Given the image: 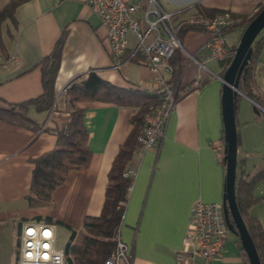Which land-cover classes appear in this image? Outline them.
Returning a JSON list of instances; mask_svg holds the SVG:
<instances>
[{"label":"crops","instance_id":"obj_1","mask_svg":"<svg viewBox=\"0 0 264 264\" xmlns=\"http://www.w3.org/2000/svg\"><path fill=\"white\" fill-rule=\"evenodd\" d=\"M8 1L0 0V9ZM158 1L169 12L189 10L202 3L243 14L254 13L264 3V0ZM142 5L146 7V0ZM194 10L191 8L190 12ZM242 32V26H238L226 33L231 46L238 44ZM63 34V55L55 82L56 107L45 114L38 112L34 104L29 106V117L39 130L0 120V264H17L24 221L35 220L36 215L51 216L80 229L87 216L101 213L109 170L133 128L131 118L137 112L136 107L104 101L83 103L93 152L89 166L68 173L65 182L54 190L50 207L30 206L27 193L35 167L31 159L56 145L57 136L51 128L70 119L67 83L78 74L95 69L103 79L117 86L155 87L145 62L128 61L121 69L115 67L107 30L86 2L24 0L15 9V20L5 23L3 38L9 58L3 60L0 55V106L41 94L42 75L36 65ZM261 35L264 36V29ZM129 37L133 45L135 35L130 33ZM207 39L206 30L194 29L184 35L182 43L187 53L183 54L187 63L180 80L182 87L195 79L207 82L175 103L158 143L142 152L136 150L132 164L136 174L120 225L122 240L132 248L131 264H176L194 202L223 201L226 165L222 162L225 144L222 76L228 65L210 56L204 46ZM189 53L193 59L187 56ZM258 81L264 90V45ZM255 108L253 100L242 94L236 115L238 157L244 162V176L249 177L264 168V114ZM256 194L264 195V181L257 186ZM251 213L264 227V200L253 204ZM55 225L56 230L58 225L64 226ZM192 264L246 263L238 236L230 232L221 255L211 262L197 258Z\"/></svg>","mask_w":264,"mask_h":264},{"label":"trees","instance_id":"obj_2","mask_svg":"<svg viewBox=\"0 0 264 264\" xmlns=\"http://www.w3.org/2000/svg\"><path fill=\"white\" fill-rule=\"evenodd\" d=\"M23 1L9 0L0 9V55L4 57L3 60L9 58L3 38L5 23L8 20H15V9ZM263 7L264 3L254 13L243 14L196 3L189 7V10L185 9V11L190 12L191 8H195L190 14L205 17H213L216 14L229 12L237 22L225 30L226 34L238 26H242V30H244ZM174 22L178 27L177 35L182 42L184 35L188 31L194 29L205 30L200 24L184 22L179 15L174 18ZM64 40L65 34L57 40L53 49L36 65L40 67L42 75L41 94L27 101L0 106L1 121L31 126L39 130V126L29 117V106L34 104L38 112L45 114H48L56 107L55 82L61 66ZM263 45L264 36L260 32L252 44L251 57L239 79L241 93L236 96V115L242 94L252 99L259 108L258 111L264 114V90L258 81L260 52ZM236 46V44L230 46L233 52H235ZM130 54L131 51L127 50L124 58L129 57ZM233 56L234 53L223 60L226 65H229ZM145 60L146 58L142 54L132 56L131 59V61L136 62H146ZM167 61L172 69L170 73H167L166 79L167 83L176 90L175 103L187 93L201 88L207 82V80H202L197 85L181 86V76L187 63V58L181 48L177 47ZM65 89L70 104V119L62 125H56L51 128L57 136L56 145L49 151L31 159L35 167L27 199L29 205L35 208L50 207L53 202L54 190L65 182L68 173L89 166L92 160L93 152L89 146V129L84 121L87 108L82 105L83 103L104 101L137 108V112L131 118L133 128L121 144L109 170L108 184L101 213L87 216L80 229H74L67 223L51 216L36 215L33 217L35 220L62 224L70 230L69 240L65 247L69 264H104L106 259L115 251L117 232L120 229L129 198V188L132 185V177L125 176L124 170L128 165L135 163L136 150L139 146L138 137L146 123L145 115L156 111L160 106L162 91L159 88L147 89L134 85L117 86L103 79L95 69L73 77L67 83ZM46 128L49 129V127ZM222 162L226 165L224 157H222ZM244 175V162L238 157L236 200L247 229L258 250L261 262L264 264V227L261 220L251 213V206L264 200V195L256 194L257 186L264 181V168L253 176ZM238 242L245 263L251 264L239 236Z\"/></svg>","mask_w":264,"mask_h":264},{"label":"built area","instance_id":"obj_3","mask_svg":"<svg viewBox=\"0 0 264 264\" xmlns=\"http://www.w3.org/2000/svg\"><path fill=\"white\" fill-rule=\"evenodd\" d=\"M89 4L99 15L101 24L106 28L110 49L115 59V67L121 69L131 61L132 56L142 54L146 58L156 89L162 91L161 104L154 112L145 115V126L138 137V151L142 152L160 141L165 127L175 106L176 90L166 79L171 71L168 58L177 47L184 49L178 37V27L174 18L179 15L186 23L200 24L208 32L204 46L212 58L223 61L233 50L225 34V30L237 22L229 12L216 14L213 17L186 14L185 9L169 12L163 9L158 0H82ZM130 33L135 35L131 45ZM131 51L124 58L126 51ZM193 59L194 56L187 55ZM2 59H0L1 64ZM195 79L191 85H197ZM153 88V89H154ZM258 105V104H257ZM136 168L128 165L124 175L133 177ZM230 230L226 224L222 202H205L198 199L191 208L187 230L183 239L182 249L177 252L176 264H192L197 258L207 262L221 255L229 238ZM115 251L104 264H131L132 248L117 232ZM56 225L54 223L32 220L24 221L19 235V251L17 264H69L65 248L56 244Z\"/></svg>","mask_w":264,"mask_h":264},{"label":"water","instance_id":"obj_4","mask_svg":"<svg viewBox=\"0 0 264 264\" xmlns=\"http://www.w3.org/2000/svg\"><path fill=\"white\" fill-rule=\"evenodd\" d=\"M264 29V7L248 23L235 48L234 56L222 79V110L224 121V160L226 163L223 211L229 230L239 236L251 264H262L255 243L247 229L236 200V179L238 162V129L236 120V96L240 93L239 79L247 65L252 44ZM257 111L259 108L256 106Z\"/></svg>","mask_w":264,"mask_h":264},{"label":"rangeland","instance_id":"obj_5","mask_svg":"<svg viewBox=\"0 0 264 264\" xmlns=\"http://www.w3.org/2000/svg\"><path fill=\"white\" fill-rule=\"evenodd\" d=\"M56 235H57V242H56L57 246L59 248H65L70 236L69 230L64 226L58 225L56 230Z\"/></svg>","mask_w":264,"mask_h":264},{"label":"bare ground","instance_id":"obj_6","mask_svg":"<svg viewBox=\"0 0 264 264\" xmlns=\"http://www.w3.org/2000/svg\"><path fill=\"white\" fill-rule=\"evenodd\" d=\"M231 232V231H230Z\"/></svg>","mask_w":264,"mask_h":264}]
</instances>
